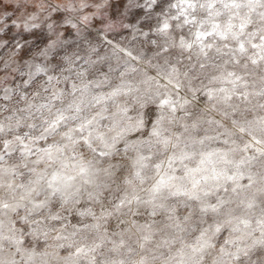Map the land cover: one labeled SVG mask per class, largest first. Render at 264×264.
Segmentation results:
<instances>
[{
	"label": "snow or ice",
	"instance_id": "snow-or-ice-1",
	"mask_svg": "<svg viewBox=\"0 0 264 264\" xmlns=\"http://www.w3.org/2000/svg\"><path fill=\"white\" fill-rule=\"evenodd\" d=\"M0 264H264V0H0Z\"/></svg>",
	"mask_w": 264,
	"mask_h": 264
}]
</instances>
